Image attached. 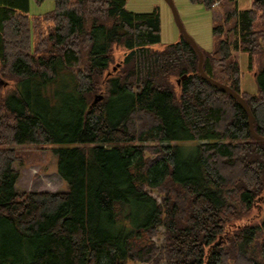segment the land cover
I'll return each mask as SVG.
<instances>
[{
  "label": "trees",
  "instance_id": "1",
  "mask_svg": "<svg viewBox=\"0 0 264 264\" xmlns=\"http://www.w3.org/2000/svg\"><path fill=\"white\" fill-rule=\"evenodd\" d=\"M228 1L203 67L246 99L264 136V0ZM30 5L0 0V264H264V219H249L264 202V142L200 74L193 45L181 33L155 47L159 8ZM235 51L250 68L258 59L256 92L242 89ZM183 140L198 142L193 154L165 144ZM50 143L72 145L53 149L68 190H19L15 146Z\"/></svg>",
  "mask_w": 264,
  "mask_h": 264
},
{
  "label": "rangeland",
  "instance_id": "2",
  "mask_svg": "<svg viewBox=\"0 0 264 264\" xmlns=\"http://www.w3.org/2000/svg\"><path fill=\"white\" fill-rule=\"evenodd\" d=\"M189 34L197 41L205 51H212L216 47L218 38L213 34V27L222 21V15L231 6L228 0H220V3L208 9L204 4L193 3L191 0H173ZM127 8L134 12H151L159 8L161 14V36L162 40L155 47L162 48L165 45L177 42L181 38V31L176 23L173 9L167 0H126ZM253 0H239L241 9L250 8ZM54 7V0H31L30 14L36 15L50 11ZM117 60L123 54L116 52ZM257 58V57H256ZM232 60L239 61L243 71L242 89L249 92H256L258 83L256 72L259 67L258 59L254 61L253 67L249 66V55L246 52L235 51ZM117 61V62H118ZM118 63L117 65H119ZM178 144L183 148L184 155L193 154V147L198 142L191 141H166L165 144ZM122 144V143H121ZM114 143H108L112 147ZM69 147V144H24L15 146L19 161L14 165L20 171L18 181L19 190L43 192V191H67V183L60 177L57 171V157L53 149L56 147ZM153 197H158L156 190H151ZM252 221L264 219V202L259 201L257 206L249 215ZM160 231L154 236L159 252L166 244V237ZM7 243V242H6ZM128 264H142L130 261ZM149 264V263H143Z\"/></svg>",
  "mask_w": 264,
  "mask_h": 264
},
{
  "label": "water",
  "instance_id": "3",
  "mask_svg": "<svg viewBox=\"0 0 264 264\" xmlns=\"http://www.w3.org/2000/svg\"><path fill=\"white\" fill-rule=\"evenodd\" d=\"M167 1L169 2V4L171 5V7L173 9L174 16H175V19H176V23H177V25H178L183 37L193 45V47L195 48V50L197 51V53L199 55L198 69H199L200 74L205 79H207L208 81H210L214 85L218 86L221 90L229 92L233 97H235L244 106V108L246 109V111L248 113V116H249L250 130H251L253 136L259 142H264V136L260 135L255 129V124H254L255 123V118H254L252 110H251L249 104L247 103L246 99L238 91H236L234 88H232L228 84L222 83V82L214 79L213 77H211L210 75H208L205 72L204 67H203L205 56H204V52H203L202 48L199 46L197 41L187 31L183 21L180 18V15L178 13V10H177V8L175 6L174 1L173 0H167ZM182 78L183 79L186 78V75H184ZM180 82L181 81L179 80L178 83H180ZM102 97L103 96L101 94L97 95L95 97V99H94V102H98L100 99H102Z\"/></svg>",
  "mask_w": 264,
  "mask_h": 264
},
{
  "label": "built area",
  "instance_id": "4",
  "mask_svg": "<svg viewBox=\"0 0 264 264\" xmlns=\"http://www.w3.org/2000/svg\"><path fill=\"white\" fill-rule=\"evenodd\" d=\"M220 3V0L214 2V6H217Z\"/></svg>",
  "mask_w": 264,
  "mask_h": 264
}]
</instances>
